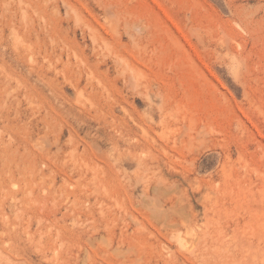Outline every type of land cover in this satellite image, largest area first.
Returning <instances> with one entry per match:
<instances>
[{"label": "rangeland", "instance_id": "obj_1", "mask_svg": "<svg viewBox=\"0 0 264 264\" xmlns=\"http://www.w3.org/2000/svg\"><path fill=\"white\" fill-rule=\"evenodd\" d=\"M0 264H264V0H0Z\"/></svg>", "mask_w": 264, "mask_h": 264}]
</instances>
